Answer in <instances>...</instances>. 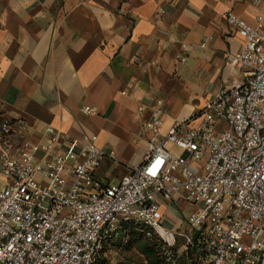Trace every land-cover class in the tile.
<instances>
[{"label":"built area","instance_id":"1","mask_svg":"<svg viewBox=\"0 0 264 264\" xmlns=\"http://www.w3.org/2000/svg\"><path fill=\"white\" fill-rule=\"evenodd\" d=\"M261 19L252 26L227 13L230 29L244 38L231 56L239 77L166 136L159 101L146 123L150 137L141 162L117 184L95 176L106 153L94 142L51 126L42 140L17 141V129L26 126L2 116L0 264H102L105 248L130 228L156 235L166 264H178L186 251L194 264H264ZM175 199L194 208L185 229L164 224L162 203Z\"/></svg>","mask_w":264,"mask_h":264},{"label":"crops","instance_id":"2","mask_svg":"<svg viewBox=\"0 0 264 264\" xmlns=\"http://www.w3.org/2000/svg\"><path fill=\"white\" fill-rule=\"evenodd\" d=\"M229 11L252 26L261 17L264 31L253 0H0V120L23 122L17 141L42 140L51 126L94 142L106 153L95 176L117 184L141 162L159 101L166 136L239 77L231 56L244 38ZM193 209L162 203L164 224L184 228ZM122 239L104 264L128 253Z\"/></svg>","mask_w":264,"mask_h":264},{"label":"trees","instance_id":"3","mask_svg":"<svg viewBox=\"0 0 264 264\" xmlns=\"http://www.w3.org/2000/svg\"><path fill=\"white\" fill-rule=\"evenodd\" d=\"M123 236L128 237V242L124 245L123 250L128 252H134L135 254H138L140 256L143 255L147 264H156L159 260V257L160 261L165 263L159 255L161 243L159 242L156 235L139 234L135 232L132 228H130L126 230V232H124L121 237ZM152 259L153 262H151ZM101 263L104 264L103 259L101 260ZM178 264H194L192 254L188 251L184 252Z\"/></svg>","mask_w":264,"mask_h":264},{"label":"rangeland","instance_id":"4","mask_svg":"<svg viewBox=\"0 0 264 264\" xmlns=\"http://www.w3.org/2000/svg\"><path fill=\"white\" fill-rule=\"evenodd\" d=\"M168 149H170L171 152L175 155L179 153L178 149L174 147L172 144L168 145ZM1 180H4V178L1 177ZM185 227L186 226H184V228L182 229H185ZM159 250H160L159 255L161 256V249ZM156 252H157V249H156ZM109 261H110V264H147L143 255L140 256L138 254H135L134 252H128V253H125V255H122V254L112 255L110 256ZM151 262H153V259L151 260ZM156 264H166V263L161 262L160 257H159V260Z\"/></svg>","mask_w":264,"mask_h":264}]
</instances>
